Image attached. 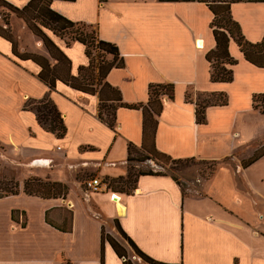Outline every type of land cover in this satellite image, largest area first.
Returning <instances> with one entry per match:
<instances>
[{
  "label": "crops",
  "instance_id": "1",
  "mask_svg": "<svg viewBox=\"0 0 264 264\" xmlns=\"http://www.w3.org/2000/svg\"><path fill=\"white\" fill-rule=\"evenodd\" d=\"M6 3L15 6L20 17L8 11V21L4 20L1 10L0 24L13 33L19 52L33 58L20 59L0 37L1 88L4 78L13 75L27 86L15 92L16 121L7 126L6 142L0 139V145L9 149V154L4 152L9 163L22 168L21 192L0 199V264H264V175L256 173L264 167V157L244 168L242 162L254 156L256 147L250 156H242L241 137L230 136L228 145L224 140L237 125L238 115L264 117L253 107V96L264 93L256 83L264 70L248 63L239 50L234 82H211L206 54L216 44L213 41L204 48L194 17L200 8L207 9L210 29V10L195 2L158 0H0V5ZM167 5L176 9L170 16L174 30L164 45L158 34L163 17L155 12ZM36 7L44 12L40 18L44 24L62 18L65 29L79 22L99 28L102 47L126 62L125 69H114L108 77L124 103L147 104L151 84H175V101L164 97L165 109L159 118L156 146L161 153L174 160L231 158L233 165L220 169L187 195L170 176H142L131 195L88 191L84 183L91 178L126 176L129 158L142 153L143 113L119 109L116 131L103 123L97 89L83 86L78 79L80 67L89 62L86 41L77 39L68 47L48 29L43 37H36L28 25L35 23L31 10ZM240 7L247 11L250 25L258 22L260 14L264 17V3L233 5L232 13L247 35L246 21L236 14ZM179 30L185 33L184 40L181 35L173 37L179 36ZM49 48L59 57L58 63ZM47 61L62 63L65 74L57 80L46 78ZM199 62L205 65L206 75ZM239 68L245 73L242 97L250 108L229 113L232 103L210 107L207 124H197L196 107L186 102L189 91L233 95ZM70 76L75 84L61 80ZM47 85L54 88L50 97L65 120L64 138L45 131L34 113L23 110L26 100L50 93ZM32 178L66 184L69 194L58 199L29 196L23 191L24 182Z\"/></svg>",
  "mask_w": 264,
  "mask_h": 264
},
{
  "label": "trees",
  "instance_id": "2",
  "mask_svg": "<svg viewBox=\"0 0 264 264\" xmlns=\"http://www.w3.org/2000/svg\"><path fill=\"white\" fill-rule=\"evenodd\" d=\"M49 5L48 1H45ZM159 3H200L204 4L212 13L213 20L210 24V30L214 38L216 47L206 54V60L211 65V82L231 84L235 80L234 68L239 64L230 52L231 41H234L245 60L258 69L264 70V37L259 43L250 42L244 35L240 23H238L232 14V6L238 3H264V0H158ZM45 29L51 30L55 35L58 33L52 28L42 23ZM93 25L87 23H77L66 35L75 38H84L86 47V56L89 59L88 66H82L79 69V77L87 86L96 87L98 90L99 118L109 128L116 131L117 112L119 109L138 110L143 113V145L142 158L146 162L152 160L161 167H167L170 163H183L195 161L194 158L186 160H174L172 157L161 153L156 146V135L159 126V118L164 112V97L170 101H175V84H151L149 86V100L147 104L128 105L124 103L121 91L113 87L108 82V77L114 69H125L126 62L124 58L113 54L108 50L105 53L100 52L101 40L99 30L94 29ZM61 37L64 34L60 35ZM70 44V43H68ZM98 52V53H97ZM107 53V54H106ZM97 55L100 62L96 65ZM186 102L194 104L196 107V122L199 125L207 124V109L210 107H226L230 103L227 93H201L197 101H193L189 95L186 96ZM31 103H36L31 107ZM253 107L264 116V94L253 96ZM25 111L35 113L37 122L45 131L55 134L58 138H64L67 134L65 120L58 110L57 105L51 98H45L41 101L29 100L23 107ZM264 157V147L257 150L253 157L242 162L244 168H248ZM130 157L128 162H132ZM215 165L218 164L214 161ZM164 167V171L166 170ZM135 167L129 168L127 177L106 178L105 182L109 184V190L121 194L131 195L137 188V183L142 176H170L176 181L169 171L154 172L139 170ZM215 172V171H214ZM212 172V174L214 173ZM109 181L111 183H109ZM13 183V179L11 180ZM120 183L128 185L129 189L121 187L116 189L115 184ZM7 186V187H6ZM19 186L15 183L11 188L3 184L0 188V199L18 195ZM24 192L29 196L43 199L66 198L69 194V187L63 183L42 181L38 178H32L25 182ZM16 211H13V220L16 218ZM25 225H23L24 227Z\"/></svg>",
  "mask_w": 264,
  "mask_h": 264
},
{
  "label": "rangeland",
  "instance_id": "3",
  "mask_svg": "<svg viewBox=\"0 0 264 264\" xmlns=\"http://www.w3.org/2000/svg\"><path fill=\"white\" fill-rule=\"evenodd\" d=\"M4 5H0V15H1V10H2L4 20L8 21V16H9L8 11L15 14L17 18L20 17L19 12H17L18 10L15 6H13V5L11 6L7 3ZM46 6L48 7L49 5L45 4L44 7H46ZM240 8H237L236 14H238V16L241 19H244L246 21L249 18L247 11L243 8H241V9ZM175 9H176V7L174 5H172V6L167 5V6H163V7L159 8L157 12L154 11L155 13H157L163 17L162 27L159 28L158 34H160V37H161L160 39H162V42L164 45H166V42H168V39H170V36H168V34L174 30L172 28L170 16L175 13ZM203 9L205 11H203ZM31 11H33V12H31V14H32L31 16L33 18L36 17V19H35V23H33L31 21L28 22L30 31L36 37L37 36L43 37L42 32L47 33V30H45V28L42 26L43 21L40 20L41 14L44 12L40 11L39 8H37V7ZM209 16H210L209 11L205 8H200V10L196 11V13L194 14V17L196 19L195 25L199 29L198 33L202 34V36L205 39V47L204 48H208V46H209L208 44H210V43L213 44V41H214L211 30L209 29V22H208ZM233 17H234V15H233ZM234 19L238 22L237 18L234 17ZM62 20H63L62 18L56 19L55 20L56 22L53 23V21L51 22V20L49 19L50 22L48 24H46V23L45 24L48 26H52V28L58 33V35H55L54 32L51 30H49V31L52 32V34H54L56 37L63 39L66 42L68 47H71L73 45V43L77 41V39H84V38H80V37L78 38L77 37V38L73 39L72 42H70L72 40V36L66 35V34L68 32H70V30L73 29V26L75 24H73L71 27L65 29L64 28V20L63 21ZM246 23H247V21H246ZM33 24H35L36 26H40V28L37 29L35 27V25H33ZM247 25H248V23H247ZM93 28L95 30L96 29L99 30V28L96 26H94ZM263 32H264V17H262L261 14L258 17L257 23H253V24L248 25V30L246 32L248 36L243 31L245 37L252 43H259L263 39V37L261 38ZM179 33H180L179 36L173 35V37L174 38L180 37V35H181L182 40H184L185 39V33L182 32L181 30H179ZM61 34H64V36L61 37L60 36ZM0 37L7 40V42H9V44L11 46H13L14 52L19 56L20 59L27 60L28 59L27 55L28 56L32 55V54L29 55L25 52H23V54L20 53L19 52L20 46H18L17 39L14 38L12 32L8 31L7 28L1 24H0ZM173 37L171 36V38H173ZM185 42L187 43L186 40H185ZM45 43H46V41H45ZM68 43H70V44H68ZM47 46H48V44H47ZM102 46L103 45L101 44L102 49H100V52H102V53L107 52L108 50H106ZM48 52L50 53V55L52 56V58L54 60L59 59L58 56H56L55 54H52L50 52V48H49ZM230 52L235 59L238 58L239 56H241L239 53V49H238V47L234 41H231ZM31 57L33 58V56H31ZM42 58L45 59V57H41L40 59H42ZM46 60H48V59H46ZM100 60H101L100 57L97 55V60L95 61L96 65L99 64ZM88 61H89V59H88ZM56 62L58 63V61H56ZM57 63H56V65H52L51 63H49L47 61V66H46L47 68L45 70V73L47 74V76H45L46 78L51 79V80H57L58 78H61V76L63 74H65V66L62 65V63L60 61H59V63H61V64H57ZM89 63L90 62H88V65H89ZM199 66H202L204 68V73L206 75L205 65L202 62H199L198 67ZM210 68H211V65H210ZM210 73H211V69H210ZM238 73H239V83H237L236 85L233 86V88H232L233 95L228 93L230 103H232V105L228 109L229 113L234 111V110H241V109L247 110L248 108H250L249 106L246 105V104H248L247 98L245 97V100H244L242 97L243 92L246 88L245 84L244 85L242 84V82L245 78V73L242 71L241 68H239ZM263 74H264V71H261L260 76L257 78V81H256V83L259 85L258 90H264V75ZM78 79L83 86L91 87V86H87L83 82V80L79 77V71H78ZM210 79H211V74H210ZM4 80L6 82L5 86H4V88H1V74H0V139L3 142H6V140L8 139V133L6 132V130L8 129L7 126H9V124H13V122L16 121V102L13 99V96H14L15 92L17 93V92H19V90L21 91L23 88H27V86L25 84L18 83L19 79L14 75H13L12 79L7 80V78H4ZM61 80L64 81V83L67 85H68V83L69 84H75V83H72V81L75 82V80L71 76L66 81L64 78ZM48 84L50 85L49 82H48ZM49 85H47V86L50 89V93H48V95L46 96L47 98H51L50 94H51V92L54 91V88L50 87L52 84L50 86ZM201 93L202 92L189 91V94H187V95H189L193 101H197L198 95ZM18 94H19V96L22 95L20 93H18ZM260 94H264V93H260ZM46 97H44L42 99L30 98L24 102L23 107L25 106V104L29 100L41 101V100L45 99ZM19 101H20V98H19ZM35 106H36V103H31V107H35ZM30 112H32V111H30ZM32 113H34V112H32ZM233 121H234V119H233ZM235 122H237V125L231 130V132H228V134L224 136V140H225V143L227 145L230 143V136L232 137V139L241 137L239 140V144H240L242 156L245 154H247L246 156H250L251 153H249V151H251V149L254 147H256V150H261L264 147V117L260 116L257 113H252V114L242 113V114L238 115V117L235 119ZM236 130L238 131V134L233 135L232 132H234ZM8 150L9 149L7 146L0 145V188H1V185H3V184H6V185H8L9 188H11L16 183L19 186L18 190L20 193L21 192V184H20V181L18 180V177L20 175V171L22 168H20V167L16 168L9 163L8 159L5 157L6 155L4 154V152L6 154H9ZM141 155H142V153H139V154L131 157L133 160H132V162L127 163V166H126L127 170H126V176L125 177L128 176L130 166L136 168L137 171H135V172H138L139 170H143V171L152 170L154 172H163V173H165V171H169V173L177 179V182L179 183L178 185L181 186V188L184 192V195L185 194L187 195L188 193L195 191V189H197V187H199V185L201 183L205 182L206 180L211 179L213 176H215L219 172L220 169L224 168L225 166L233 165V160L231 158L217 161L218 162L217 165H215L214 161L195 159V161H189V162H183V163H170L167 167L164 166L166 169L164 171L163 170L164 167H161V166H163L162 164H158L157 162H154L152 160H148L146 162H139V161L144 160L142 158L144 155L143 156H141ZM212 172H214V173L212 174ZM256 173L258 176L264 175V167H258L256 169ZM12 179H13V183L11 182ZM100 179H102V178L100 177ZM28 180H30V179H28ZM28 180H26L25 182H27ZM40 180L45 181L43 179H40ZM102 180H103V182H105V179H102ZM25 182H24V185H25ZM85 183H84V185H85ZM109 183H111V182L109 181ZM123 186H124V188H127L128 190H130L128 185H124V184H120V183L115 184L114 188L121 189V187H123ZM85 187H86V185H85ZM86 189H87V187H86ZM87 190L91 191L89 189H87ZM23 191H24V189H23ZM92 192H94V191H92Z\"/></svg>",
  "mask_w": 264,
  "mask_h": 264
},
{
  "label": "built area",
  "instance_id": "4",
  "mask_svg": "<svg viewBox=\"0 0 264 264\" xmlns=\"http://www.w3.org/2000/svg\"><path fill=\"white\" fill-rule=\"evenodd\" d=\"M87 189L94 191L96 193H102L107 192L109 190V184L106 182H103L102 179L98 177L91 178L85 183ZM115 195H112V200L116 202Z\"/></svg>",
  "mask_w": 264,
  "mask_h": 264
},
{
  "label": "bare ground",
  "instance_id": "5",
  "mask_svg": "<svg viewBox=\"0 0 264 264\" xmlns=\"http://www.w3.org/2000/svg\"><path fill=\"white\" fill-rule=\"evenodd\" d=\"M115 196H116V195H115ZM115 198H117V196H116Z\"/></svg>",
  "mask_w": 264,
  "mask_h": 264
}]
</instances>
